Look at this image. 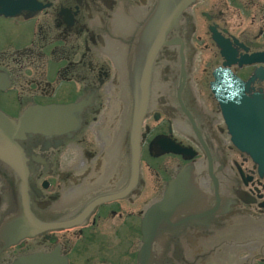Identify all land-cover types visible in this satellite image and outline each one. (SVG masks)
I'll list each match as a JSON object with an SVG mask.
<instances>
[{
    "label": "flooded vegetation",
    "instance_id": "af4514ba",
    "mask_svg": "<svg viewBox=\"0 0 264 264\" xmlns=\"http://www.w3.org/2000/svg\"><path fill=\"white\" fill-rule=\"evenodd\" d=\"M156 4L33 0L32 10L24 6L13 15L0 6L1 22L28 26L25 32L12 28V39L0 44V73L7 77L0 109L18 119L30 106L75 103L73 114L81 119L74 129L17 139L27 156L31 209L44 225L15 242L1 236L3 220L15 217L18 206L12 169L0 158V264L57 250L69 264H137L144 212L185 166L191 186L195 174L208 176L203 207L217 211L155 241L156 264H264V172L235 147L211 89L219 67L245 80L264 72L262 63L240 64L264 57V0H196L186 10L157 55L134 174L129 68ZM214 32L230 41L236 62L221 53ZM199 87H206L207 98ZM261 91L264 75L247 94ZM251 188L261 195L258 202ZM146 193L153 197L140 199Z\"/></svg>",
    "mask_w": 264,
    "mask_h": 264
},
{
    "label": "water",
    "instance_id": "95a60500",
    "mask_svg": "<svg viewBox=\"0 0 264 264\" xmlns=\"http://www.w3.org/2000/svg\"><path fill=\"white\" fill-rule=\"evenodd\" d=\"M195 1L157 0L154 11L143 25L135 43L134 65H131L130 74L134 101L132 129L135 130L131 149L133 165L137 166L134 174H137L139 167V138L141 137L139 129L150 108L152 74L156 57L159 51L169 44L170 33L179 25L186 9ZM3 7L7 9V15H13L15 10L21 9H11L9 1H5ZM225 54H227L226 50ZM254 60L264 62L262 57ZM215 77L212 89L227 119L235 145L241 150L248 151L257 161L264 162V93L261 91L248 95L253 78L245 81L229 68L218 69ZM6 81L5 74L0 73V85L2 86ZM70 107L62 108L61 111L65 114L55 115L57 112L53 108L38 111V108L34 106L19 119L11 118L0 109V158L12 169V188L18 206L17 215L12 219L9 218L8 225L1 233V236H9L11 242L23 236L35 235L41 229L38 228L41 222L35 217L30 207L27 188L29 174L27 156L17 139L23 138L26 132H45L42 129L51 128L55 124L63 126L69 124ZM72 108L77 110L79 107ZM187 169L183 168L163 198L146 210L142 224L143 243L138 255V264H156L158 256L153 252L155 241L176 232L188 221L207 219L217 211L216 206L203 207L205 204L203 190L207 189L208 176L203 173L195 174L192 177L193 186H191V182H187ZM188 172L190 173L191 170ZM16 264H67V262L59 251H53L22 257Z\"/></svg>",
    "mask_w": 264,
    "mask_h": 264
},
{
    "label": "rangeland",
    "instance_id": "374dc122",
    "mask_svg": "<svg viewBox=\"0 0 264 264\" xmlns=\"http://www.w3.org/2000/svg\"><path fill=\"white\" fill-rule=\"evenodd\" d=\"M234 21H236V22L238 21L236 17L234 18ZM12 28L13 29H19L20 31L25 32V30L27 31L28 26L27 27H18L17 24H12V25L11 24H7L6 25V23H3V22L0 21V44H5L6 42L10 41V39H12V37L15 34V31ZM201 63H202V61H200V60H199V62L197 61V67H198L199 71H202L201 69L203 67V64H201ZM199 88H201V87H199ZM200 90H201V93H202V91L205 93V96L207 98V95H206L207 94V89H206V87H203ZM208 102L210 103V99H209ZM147 179H148V182L151 184V178L149 176H147ZM146 196L149 199L153 197L152 194L148 195L146 193L140 199H143ZM136 206H137V208H139V201L137 202Z\"/></svg>",
    "mask_w": 264,
    "mask_h": 264
},
{
    "label": "bare ground",
    "instance_id": "6f19581e",
    "mask_svg": "<svg viewBox=\"0 0 264 264\" xmlns=\"http://www.w3.org/2000/svg\"><path fill=\"white\" fill-rule=\"evenodd\" d=\"M196 2V1H195ZM195 2H193V4L195 3ZM214 37H215V39H216V43H217V45L219 46V48H220V50H221V53H223V54H225V50H226V52H227V54H225V55H229L232 51H236L235 50V48H231V43H230V41L229 40H227V39H222L219 35H217L216 33H214ZM226 57V56H225ZM80 119V116L79 115H77V119ZM78 119V120H79ZM81 120V119H80ZM146 120V119H145ZM145 122L146 121H144V123L143 124H145ZM147 123V122H146ZM140 150H141V147H140ZM139 158H140V155H139ZM139 165H140V159H139ZM139 168V167H138ZM180 173V172H179ZM256 186V185H255ZM250 191V193H249V195L251 196V197H253V199H255V201H259V196H261L260 194H258V195H255V191H254V189L253 188H251V190H249ZM257 207V206H256ZM8 221H9V219H8ZM8 221L7 220H3V222H4V226H6V225H8ZM3 226V227H4Z\"/></svg>",
    "mask_w": 264,
    "mask_h": 264
}]
</instances>
